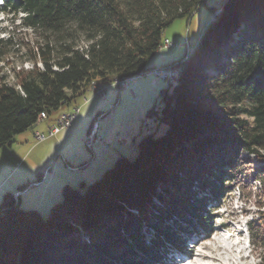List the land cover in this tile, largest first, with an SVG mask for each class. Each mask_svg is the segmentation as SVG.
Returning <instances> with one entry per match:
<instances>
[{
  "label": "trees",
  "instance_id": "trees-1",
  "mask_svg": "<svg viewBox=\"0 0 264 264\" xmlns=\"http://www.w3.org/2000/svg\"><path fill=\"white\" fill-rule=\"evenodd\" d=\"M207 1L4 0L0 10L21 15L34 37H0V64L22 50L33 63L15 83L0 74V146L96 83L147 74L166 28ZM211 10L190 55L169 64L179 75L147 111L152 128L134 160L119 156L84 190L65 185L47 218L4 194L0 264H162L193 233L211 232L209 206L264 175V0ZM250 232L264 247V214Z\"/></svg>",
  "mask_w": 264,
  "mask_h": 264
},
{
  "label": "rangeland",
  "instance_id": "rangeland-1",
  "mask_svg": "<svg viewBox=\"0 0 264 264\" xmlns=\"http://www.w3.org/2000/svg\"><path fill=\"white\" fill-rule=\"evenodd\" d=\"M220 4L221 0H208L191 17L175 19L166 28L164 38L169 39L176 46L160 48L149 60L148 67H162L177 63L182 60L186 51L190 55L192 48L197 45L199 37L213 18L211 8H217ZM20 16L15 18L0 10V37L7 38L12 31H15V38L18 41L28 42L33 39L30 29L20 27ZM186 59L187 55L184 60ZM32 67L33 63L28 59L25 50H22L10 58L9 64H0V74L7 76L10 83H15L16 71ZM129 80L131 81L129 87L124 89L119 88L114 82H104L106 97L95 95L94 86H92V89L73 98L63 110H70L78 105L80 111L77 120H74L71 126L61 129L45 140L36 139L35 132L45 133L48 136L49 128L54 124L59 113L17 134L12 145L0 146V202L4 194H15L21 187L29 184L25 192L15 194V197L20 196L21 208L37 210L43 218H47L51 208L62 200V189L65 185L84 190L86 186L101 178L119 156L123 155L134 160L138 154L139 139L152 128L150 122H146L147 111L158 100L161 89L168 86V81L152 73L145 74L137 80L136 77ZM94 85L99 86L97 83ZM100 111L107 113L100 120L101 140L90 149L86 140L90 131L88 127L92 118ZM90 112H92L90 123L86 127L84 121L88 119ZM164 129L160 128L158 134ZM250 169L253 170V168ZM46 171H48L47 182L34 185V181ZM253 181L254 179H251L243 184L242 189L247 190ZM81 182L85 183L84 187L80 186ZM256 202L259 203V200ZM223 203L222 198L221 202L214 207H219ZM250 211L251 209H244L245 213ZM230 214L235 215V212L212 213L215 216L213 229L210 233L200 235L210 239L212 233L224 227V225L217 227L216 219ZM258 217L255 216L249 220L248 225L250 226V222ZM238 232L243 235L242 230ZM174 250L184 251V248L179 250L173 248L169 252ZM205 251L211 253V249H205ZM244 252L248 254L245 255ZM244 252L241 253L242 261L255 256L257 264H264V247L254 244L252 239ZM170 253L166 254L162 264H169ZM215 256L216 253H211L205 256V259L215 261Z\"/></svg>",
  "mask_w": 264,
  "mask_h": 264
},
{
  "label": "clouds",
  "instance_id": "clouds-1",
  "mask_svg": "<svg viewBox=\"0 0 264 264\" xmlns=\"http://www.w3.org/2000/svg\"><path fill=\"white\" fill-rule=\"evenodd\" d=\"M259 200V203L256 201ZM223 205L208 207L209 213L224 212L235 215L221 216L216 219L217 227L224 225L219 231L211 234V238H204L193 234L185 240L184 251H172L169 255V264H257L253 256L247 261L241 260V253L248 248L253 232H250L248 221L255 216L264 214V175L257 176L247 189L239 186L225 194ZM211 205V204H209ZM244 209H251L245 213ZM238 230H242L243 235ZM216 253L215 261L205 259L211 253ZM250 251V249H249ZM247 255V252H244Z\"/></svg>",
  "mask_w": 264,
  "mask_h": 264
},
{
  "label": "built area",
  "instance_id": "built-area-1",
  "mask_svg": "<svg viewBox=\"0 0 264 264\" xmlns=\"http://www.w3.org/2000/svg\"><path fill=\"white\" fill-rule=\"evenodd\" d=\"M176 46L175 43L172 41L166 39L165 40V46L164 47H174ZM152 73L160 78H163L168 81H175L177 79V67L172 65L162 66V67H155L151 71H149L147 74ZM143 75H136V80L139 77H142ZM132 80V81H136ZM131 81H124V82H114L115 85H117L119 88H128ZM94 94L101 97H106V86L102 83L101 89H94ZM115 106V105H114ZM80 111V107L78 105H75L70 110H64L62 113H59L58 117L56 118L55 122L51 127L49 128L48 136L45 133H40L38 131L35 132L36 139L45 140L47 137L52 136L56 133H58L61 129L65 127H69L72 125L74 120L76 119L78 113ZM103 114H100L94 118V122L91 126V129L86 137L88 147L92 149L93 145L98 143L101 140V136L99 135V122ZM47 120L46 114H43V116L39 117L38 123L40 121ZM37 123V124H38ZM48 171H46L42 177L41 180L46 179ZM41 181L36 182L35 184H40Z\"/></svg>",
  "mask_w": 264,
  "mask_h": 264
},
{
  "label": "crops",
  "instance_id": "crops-1",
  "mask_svg": "<svg viewBox=\"0 0 264 264\" xmlns=\"http://www.w3.org/2000/svg\"><path fill=\"white\" fill-rule=\"evenodd\" d=\"M167 65V64H166ZM69 108H71V107H69ZM64 109H66V107L64 108ZM93 110V109H92ZM64 111V110H63ZM63 111H61V113L63 112ZM93 111H96V110H93ZM100 112H102V113H104V115H103V117L107 114V113H105V112H103V111H100ZM91 113L92 112H90L89 113V116H88V119H86L85 121H84V126H88V124L90 123V121H89V119H90V117H91ZM99 112H97V114H98ZM97 114L95 115V116H97ZM78 117V116H77ZM77 117H76V119L75 120H77ZM103 117L101 118V119H103ZM100 119V120H101ZM93 121H94V118H92V121H91V123H90V125H89V127H88V131L91 129V126H92V123H93ZM86 126V127H87ZM40 179V178H39ZM47 180H48V175H47V178L45 179V180H43L40 184H38V185H42L44 182H47ZM26 191V190H25ZM25 191H16L15 192V194L16 195H18L19 193H23V192H25Z\"/></svg>",
  "mask_w": 264,
  "mask_h": 264
},
{
  "label": "bare ground",
  "instance_id": "bare-ground-1",
  "mask_svg": "<svg viewBox=\"0 0 264 264\" xmlns=\"http://www.w3.org/2000/svg\"><path fill=\"white\" fill-rule=\"evenodd\" d=\"M164 46H165V43H164ZM178 75H179V71H177V76H178ZM131 78H135V77H131ZM129 79H130V78H124V79H122V80H121V79H117L116 82L130 81ZM97 87H98V88H97ZM96 88H97V89H101V88H102V85H101V84H99V86L94 85L93 90L96 89ZM60 113H61V112H60ZM43 114H45V113H41L40 116H43Z\"/></svg>",
  "mask_w": 264,
  "mask_h": 264
}]
</instances>
